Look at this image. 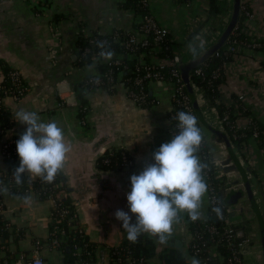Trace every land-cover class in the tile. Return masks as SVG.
<instances>
[{
  "label": "crops",
  "instance_id": "crops-1",
  "mask_svg": "<svg viewBox=\"0 0 264 264\" xmlns=\"http://www.w3.org/2000/svg\"><path fill=\"white\" fill-rule=\"evenodd\" d=\"M229 1V12L216 22L218 30L215 32L199 27L206 17L207 0L186 3L150 0L149 11L156 22L169 31L170 41L180 47L182 63L186 64L196 61L217 42L231 15L232 0ZM241 1L247 3L253 15L248 22L250 33L264 37V0ZM137 21L132 11L121 7V0H0V80L4 70L12 69L29 86L28 94L19 103L6 102L12 122L10 132L22 134L25 131L26 125L13 118L19 109L38 113L42 122L54 120L63 129L65 142L71 150L59 172L62 179L57 198L72 209L84 236L94 245L92 264H110L111 248L127 240L122 222L114 213L117 210L129 212L126 192L131 188L130 176L143 171L151 164L153 152L162 143L170 141L168 115L172 100L169 87L151 83L147 88L157 104L146 108L137 106L128 100L126 86L119 77L111 88L90 89L85 93L87 112L85 124H81L75 89L88 77L96 75L97 69L94 64L77 65V40L81 32L133 33ZM190 45L195 49L194 53ZM261 60H264V54L242 49L226 67V81L220 93L224 101L232 96H242L250 114L264 125ZM203 99L198 98L202 114L206 122L217 127L218 117ZM205 135L210 151L219 152L220 147L211 135L206 131ZM246 147L250 160L241 158L252 171L250 182L261 205L264 155L253 139ZM118 150L129 155L134 163L132 168L116 171L98 166L102 156ZM0 168H4L1 158ZM225 179L234 183L236 177L226 176ZM3 204L1 218L8 224V230L6 238H1L0 264H29L38 255L45 264L66 262V255L60 248L42 247L36 251L35 243L45 244L50 236L51 201L33 195L18 197L7 190L3 192ZM246 207L247 203L238 206L241 218L248 221L247 228L258 244L257 221L244 215ZM206 210L205 194L201 212ZM129 215L134 223L135 216ZM186 220L187 214L181 213L167 242L161 243L158 237L146 233L140 236L155 240L158 252L163 247H170V243H178L179 247L171 248L177 249L186 263L191 264L185 243L190 238ZM257 250L260 252V247ZM69 252L66 250V254ZM150 262L160 264L157 257Z\"/></svg>",
  "mask_w": 264,
  "mask_h": 264
},
{
  "label": "built area",
  "instance_id": "built-area-1",
  "mask_svg": "<svg viewBox=\"0 0 264 264\" xmlns=\"http://www.w3.org/2000/svg\"><path fill=\"white\" fill-rule=\"evenodd\" d=\"M140 1L142 2L141 7L144 10V14L140 17L138 27L133 33L114 31L111 34L110 39L98 40L96 37H93L92 33L86 34L81 32L79 33L78 38H83L88 46L83 49L78 48V53L80 58L90 55L91 59L95 62L98 58H100L98 53L101 50L95 53L94 51H91V46H97L99 43H103L105 47H108L112 42H121L125 51L128 53L133 52L136 47L149 48L152 44V49L154 50L155 48H158L159 50L161 48H163V50L172 48L174 54L170 58L166 59L165 64L159 63L157 66L153 67L150 66V64L146 65V63L141 62L142 59H140L141 61L139 60V64L137 65L133 79L130 81V85L126 86V96L128 100L140 107L148 104V95L145 88V83L147 81L163 84L169 87L171 100L175 102L168 115V119L170 121L169 137L171 138L178 132V121L176 119L177 112L184 111L193 115H195V113L189 97L184 95L182 92V89L185 88V84L183 83L180 75V66L182 64L180 47L174 45L170 41L169 31L165 27L160 26L151 15L149 11L150 0ZM242 10L246 17L245 22L248 24V22L253 19V15L251 12L246 11L244 7ZM249 34L254 36L251 33ZM261 39L262 37L256 35V37L252 40V43L247 45V48L253 51V53H258L257 50L261 47ZM239 52L240 48L234 40L231 44H229L226 52H224V55L228 56V54H231V57L234 58L236 54H239ZM214 55L218 56L219 53L216 52ZM105 62L108 66H113L115 68L122 66L121 60L113 59V57L110 60H105ZM260 64L261 70L264 74V60H261ZM165 65L171 68L170 79H166V77L162 74ZM228 65L229 64H226L225 68ZM195 74L201 75V70H195ZM216 77L217 75L214 76V78ZM115 83L116 81H114V77L111 72L102 76L98 74L93 75L84 81V84L89 87V90L97 88L107 89V86H109L108 88H111ZM195 91L198 98H204L203 92L200 90ZM28 92L29 86L15 70L9 69L5 74H2L0 81V158L3 161L4 168H0V188H6L18 197L33 195L38 199H45L52 202V225L49 239L45 244L41 242H36L35 244L36 251L40 250V248L42 249V247L53 250L69 246L68 242L70 240L71 230L76 229L81 236L84 235V232L77 223L72 209L68 205L63 204L57 198L59 188L57 176L52 183H45L40 178H29L25 174L22 177V184L17 185L15 183L12 172L19 165V157L16 153V141L19 139L21 134L11 133V129L6 127V124L2 119L7 118L11 121L6 102L10 101L17 104L24 99V97H26ZM237 100L239 102H243V97L239 96ZM220 101L225 104H231L230 100L224 101L221 99ZM150 102L151 104H157V102L153 99ZM81 111L86 113L87 105L81 107ZM213 111L218 117V126L215 128L224 132L226 136L227 133L225 126H227L230 130L242 129L250 132L252 139H257L259 136V131L252 122V119L254 118L253 115L238 117L234 123L230 121L227 114L219 117L215 109H213ZM242 121L244 124H241ZM81 124H85L84 118L81 119ZM259 148L264 155V142L262 143V147ZM223 154L224 151H219L217 153H212L210 151L207 155V159L210 164L209 167H211L213 173L212 178L217 181H226V175L221 169V165L224 160ZM245 156L247 155L245 154ZM119 159L122 171L129 170L133 167L134 163L125 151L120 152ZM249 160L250 159L247 156L246 161ZM107 162L108 160L105 159L104 163ZM153 162L154 161L152 159L151 163ZM207 171L204 172L205 180L208 176ZM207 185V210L205 212H201V218L196 220L198 221L197 228L194 231H191L189 229V223L193 221L189 218L186 220V226L189 231L190 238L185 241V243L188 249L189 257L191 259L194 257L197 258L200 261V264H209L212 262H215L216 264H253L246 260L247 257L250 256H254L257 260L262 261L259 250L256 251L259 245L254 242V238L248 236L245 230L237 228V225L241 220L240 218L235 217L242 215L241 210L238 206H226L223 203V200L218 197L216 186L211 182ZM3 206V192H0V217ZM214 207H221L222 217L218 218L216 216V214L212 211ZM208 215L215 216L217 224H213L211 222L208 223ZM6 230H8V224L3 221V224L0 227V234ZM73 250V256L77 259L75 264H91L89 259L88 261L81 259L80 248L77 245L73 246ZM114 255H116L114 259L110 258V264H151L150 260L144 257H133L125 253H116ZM29 264H45V262L38 255L35 256ZM64 264L71 263L64 262Z\"/></svg>",
  "mask_w": 264,
  "mask_h": 264
},
{
  "label": "clouds",
  "instance_id": "clouds-1",
  "mask_svg": "<svg viewBox=\"0 0 264 264\" xmlns=\"http://www.w3.org/2000/svg\"><path fill=\"white\" fill-rule=\"evenodd\" d=\"M98 47L100 58H112L114 53L104 50L103 43ZM189 47L194 53L195 49ZM13 118L26 125L16 141L19 165L12 172L15 183L22 184L26 173L52 183L71 150L65 142L63 129L54 120L42 122L34 111L19 109ZM176 119L177 134L153 152V163L138 175L130 176L131 188L126 192L129 212L117 210L114 213L122 222L130 243H136L145 233L158 237L161 243L167 242L181 213H186L193 222L201 218L202 198L208 191L204 176L208 165L197 155L203 136L195 115L179 111ZM6 191L0 188V192ZM212 211L218 218L222 217L221 207H214ZM129 213L135 216L134 223ZM191 264H200V261L194 257Z\"/></svg>",
  "mask_w": 264,
  "mask_h": 264
},
{
  "label": "trees",
  "instance_id": "trees-1",
  "mask_svg": "<svg viewBox=\"0 0 264 264\" xmlns=\"http://www.w3.org/2000/svg\"><path fill=\"white\" fill-rule=\"evenodd\" d=\"M190 0H178L180 3H186ZM230 1L229 0H207V8H206V17L199 26L200 28L206 27L208 31H217L218 27H216V22H219V20L222 18V16L226 15L230 9ZM142 2L140 0H124L121 1V7L127 10H130L134 13V16L136 20L139 21L140 17L144 14V10L141 7ZM240 12L238 21L236 23L235 29L233 30L231 36L227 40V42L223 45V47L218 51L219 55H213L210 58H208L206 61H204L202 64H200L197 68L193 69L189 73L190 81L192 83V86L195 90H200L203 92L204 99L208 102V105L215 109L217 115L219 117L224 116L227 114L229 116L230 121L235 123V120H237L238 117H246L251 116L250 112L248 111L247 107L243 102H239L237 100V97L232 96L230 97L231 104H225L222 101L220 88L222 85L225 84L226 81V74H225V65L229 64L233 57H231V54H228V56L224 55V52H226L227 47L229 44L232 43V41L237 42V46L240 48V52L242 49H248L247 45H250L252 43V40L256 37L250 35L251 32L249 29V25L245 22V15L242 10L244 7L246 11L251 12L247 3L244 1H241L240 5ZM137 21L135 29L138 27L139 22ZM134 29V31H135ZM121 32V31H119ZM93 37H96L98 40L101 39H110V35H100L97 33L92 34ZM122 35V34H121ZM194 36V33L192 34ZM261 47L258 48V54H264V37L260 40ZM172 44V43H171ZM87 43L83 38H78L77 40V48L83 49L87 47ZM156 47V46H154ZM153 48V44L149 48H141L136 47V49L133 52H126L124 47L122 46L121 42H112L111 45L108 47L106 46L104 50H110L113 54V59H119L122 62V66L115 68L113 66H108L105 62V59L98 58L95 62L91 59L90 55L85 56L84 58H80V55L78 53V66L83 65H92L94 64L97 69L96 75H104L106 73H112V76L114 77V81L117 82L118 78L120 77V81L125 85H130V81L133 79L137 65L139 64V60L142 59L141 62L146 63V65L150 66H157L159 63L166 62L167 58H170L173 56L174 52L172 48H169L168 50H163L161 48L160 50L158 48ZM101 49L96 46H91V51H94L97 53ZM239 52V53H240ZM128 53V54H125ZM153 59V60H152ZM225 63V64H224ZM201 70V75H196L195 70ZM4 72H7V69L4 70ZM170 72L171 68L167 65H165L164 70L162 71V74L166 77V79H170ZM217 75L216 78L214 76ZM5 83V82H4ZM154 82L147 81L145 83V88L148 95V104L144 105L143 107H149L151 104L152 96L149 95V89L147 88L149 84ZM109 86H107L108 88ZM89 90V87L82 82L79 86L76 87L75 91L77 94L78 99V112H79V118L83 119L84 115L86 113L81 111V107H84L86 104L85 100V93ZM182 92L184 95L188 96L186 88L182 89ZM175 102L172 101V105H174ZM6 127L11 128L12 122L9 121L7 118L2 119ZM198 120V119H197ZM253 124L257 127L259 131V136L257 139H253L258 147H262V143L264 142V125L256 120L254 117L252 119ZM198 127L201 129V133L203 136V141L201 143L199 152L197 155L200 157V160L208 165V168L205 170L207 171L208 176L206 177V183H212L216 186V191L218 197L223 200L225 197V191L230 187L233 182H227L225 180L217 181L212 178L213 173L212 169L208 162L207 155L208 152H210L205 130L202 128L201 124L198 121ZM225 130L227 133L228 138L230 139V142L236 149V151L240 154V156L243 159L247 160V156H245L247 152V142L252 139L250 132H247L242 129H234L230 130L227 126H225ZM172 138V137H171ZM170 138V139H171ZM122 152V150L118 151H112L111 153H107L106 155L102 156L98 160V166L105 170H116V171H122L121 162L119 159V154ZM107 159L108 162L104 163V160ZM254 172V170H253ZM255 174V173H254ZM62 176L60 173L57 174V180L58 182L61 181ZM65 204V203H63ZM66 205V204H65ZM209 212V210H208ZM188 219V216H187ZM215 216L208 215L207 222L217 224ZM3 224V221L0 217V227ZM198 221L190 222L189 223V229L191 231H194L197 228ZM248 224V221H244L243 225H237V228L245 230L246 226ZM248 227V226H247ZM70 240L68 242L69 246H64L63 248H60L65 255H66V262L75 264L77 259L73 256V246L77 245L80 248L81 253V259L84 261H89L91 264L95 260V247L92 245L88 239L84 235H80L76 229L71 230L70 232ZM7 236V230L3 231L0 234V247L2 245L1 238H6ZM71 248V251L66 254V248ZM69 248V250H70ZM116 253H125L129 254L133 257H144L148 260L157 257L160 261V264H187L182 254L175 248L171 247H163L161 251L158 252L157 243L152 238L139 236L136 243H130L128 240L123 241L120 245L112 247L110 251V258L114 259ZM90 256V257H89ZM89 257V258H88ZM112 261V260H111ZM209 264H216L215 262L209 263Z\"/></svg>",
  "mask_w": 264,
  "mask_h": 264
},
{
  "label": "water",
  "instance_id": "water-1",
  "mask_svg": "<svg viewBox=\"0 0 264 264\" xmlns=\"http://www.w3.org/2000/svg\"><path fill=\"white\" fill-rule=\"evenodd\" d=\"M240 5L241 0H232V9L228 24L221 32L217 42L196 61L186 64L182 63L180 66V75L183 83L185 84L190 103L199 123L202 128L211 135V138L214 139L216 144H218L220 151H224V160L221 165L222 172L226 176L236 177L234 183L225 191L223 203L230 207L239 206L243 204L242 202L247 203V207L243 209V213L247 217L255 218L257 221V230L259 234L258 245L260 247V256L262 258L261 263L264 264V194H260V198L263 199L261 206L257 202V198L250 182L252 171L246 165L244 160H242L241 156L238 154L226 134L206 122L199 107L197 93L193 88L189 77L191 70L197 68L200 64L213 56L227 42L238 21ZM169 246L177 248L179 247V244L170 243ZM66 250L67 252L70 251L68 247Z\"/></svg>",
  "mask_w": 264,
  "mask_h": 264
},
{
  "label": "rangeland",
  "instance_id": "rangeland-1",
  "mask_svg": "<svg viewBox=\"0 0 264 264\" xmlns=\"http://www.w3.org/2000/svg\"><path fill=\"white\" fill-rule=\"evenodd\" d=\"M198 36V35H197ZM192 43V42H191ZM184 57H186V55H183ZM222 88H224V86L222 85ZM242 203H244V202H242ZM241 217H243L242 215H239V216H236L235 218H240V222L238 223V225H240V224H242L243 225V223H244V221L242 220V218ZM245 231H246V234L248 235V236H253V233H251L250 231H249V229L247 228V226H246V228H245ZM247 261H249V262H251V263H253V264H259V262H260V260H257L254 256H250V257H247V259H246ZM262 262V261H261Z\"/></svg>",
  "mask_w": 264,
  "mask_h": 264
}]
</instances>
